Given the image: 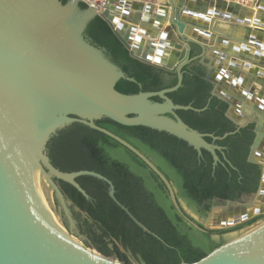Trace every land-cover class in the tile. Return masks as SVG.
I'll return each instance as SVG.
<instances>
[{
	"label": "water",
	"instance_id": "obj_1",
	"mask_svg": "<svg viewBox=\"0 0 264 264\" xmlns=\"http://www.w3.org/2000/svg\"><path fill=\"white\" fill-rule=\"evenodd\" d=\"M79 2L0 0V264H125L99 252L80 232L71 201L54 178L69 182L86 198L90 196L77 176L104 181L109 197L138 226L153 233L115 196L107 176L93 169L63 171L52 164L46 147L49 138L75 121L107 134L142 159L165 184L177 212L195 228L226 227L264 212V97L257 103L250 101L254 96L251 79L245 84L242 76L233 77L228 71L238 66L237 53L250 48L233 44L235 54L228 70L223 64L235 26L245 28L247 43L257 48L252 56L264 67V42L259 40L264 34V0H253L249 6L235 0H163L159 4L117 0L99 14L88 5L81 8ZM239 8L256 9L251 26H247L248 17L232 15ZM95 15L109 24L130 56L174 72L175 84L136 93L118 91V79L134 78L85 36L86 25ZM191 44L200 48L193 56ZM194 60L206 68L204 78L212 83L211 95L227 102L225 115L235 124L234 131L222 136L201 132L176 112L206 108L175 103L168 95L181 86L183 66ZM243 66L249 68L250 63ZM262 76L264 71L256 73V78ZM103 116L175 135L199 154L202 149L209 151L213 166L221 162L217 150L222 148L213 141L253 122L255 135L247 161L262 166L253 199L225 200L217 216L212 206L205 221L199 222L182 206L172 182L148 156L95 122ZM224 213L231 215L221 216ZM180 264H264V220L200 259Z\"/></svg>",
	"mask_w": 264,
	"mask_h": 264
},
{
	"label": "trees",
	"instance_id": "obj_2",
	"mask_svg": "<svg viewBox=\"0 0 264 264\" xmlns=\"http://www.w3.org/2000/svg\"><path fill=\"white\" fill-rule=\"evenodd\" d=\"M79 6L85 8L86 4L80 1ZM84 34L91 43L103 47L110 59L134 78L118 79L115 83L118 91L136 93L175 84L174 72L130 56L128 49L99 15L88 21ZM199 51V46L191 44L190 56ZM182 71L181 86L168 93L169 97L175 103L206 108L200 111L178 109V115L201 132L222 136L234 131L235 124L225 115L227 102L210 93L212 83L204 78L205 66L194 60L184 65ZM153 99L158 100L157 97ZM95 122L148 156L172 182L177 190L176 197L187 199L201 215H205L216 200H238L242 195L254 192L258 186L261 167L247 161L255 135L253 122L214 140L224 146V155L217 151L221 162L215 166L209 151L202 149L198 155L185 140L166 131L144 125H123L105 116ZM205 139L212 141L209 136ZM46 147L52 164L60 170L93 169L111 179L115 196L156 234L143 230L109 197L104 181L90 175L77 176L76 180L90 196L86 198L69 182L54 178L71 201L80 232L102 254L125 264H180L182 261L194 262L222 243L211 235L223 230H200L189 224L173 206L158 175L136 154L107 134L75 121L57 130ZM259 217L256 215L245 223Z\"/></svg>",
	"mask_w": 264,
	"mask_h": 264
},
{
	"label": "crops",
	"instance_id": "obj_3",
	"mask_svg": "<svg viewBox=\"0 0 264 264\" xmlns=\"http://www.w3.org/2000/svg\"><path fill=\"white\" fill-rule=\"evenodd\" d=\"M143 1H150L153 2L154 4H159L162 3L163 0H143ZM206 1V0H201ZM238 1L242 4H245L247 6H249L251 4V2L253 0H235ZM227 8H224L223 11H226ZM238 13H232L233 16L235 17H240V18H249L250 22L247 24V26H251V23L254 19L255 13H256V9L253 8V10H246L244 8H239ZM264 22V21H263ZM224 28L226 30L230 29V27H228V25H225ZM232 28V36L229 38L230 40V46L228 47V51H227V58L225 60H223V64L224 67L229 68V61L231 60L232 55L235 54V52L231 49L233 44H246L250 50L249 52L247 51H240L237 53V57H236V62L238 63V66H233L230 67L229 73L231 74V76H235V75H239L243 77V83H247L248 80L247 79H251L250 83L251 85L254 86V96L250 101H253L254 103H257V99L261 96L264 97V76L262 77H258L256 78V73H258L259 71H264V67L259 64L260 59L256 58L254 56H252V53L254 52L255 49H257L255 46L253 45H249L247 43V39L245 37V28L239 27V28ZM252 33V31L250 32ZM259 40L261 42H264V34H261V37L259 38ZM246 42V43H245ZM217 47H220V45L218 44ZM211 52V50H210ZM264 53V51H263ZM244 62H248L250 63V67L246 68L243 66ZM255 62V63H252ZM256 78V79H254ZM261 85V86H260ZM241 84L239 85V89L237 90L238 94L241 91ZM260 90H262V92L260 93ZM245 110L249 111V108H245Z\"/></svg>",
	"mask_w": 264,
	"mask_h": 264
},
{
	"label": "rangeland",
	"instance_id": "obj_4",
	"mask_svg": "<svg viewBox=\"0 0 264 264\" xmlns=\"http://www.w3.org/2000/svg\"><path fill=\"white\" fill-rule=\"evenodd\" d=\"M254 197V194H247L242 196L240 199H238L241 202H250ZM179 200L182 204V206L186 209V211L192 215L194 218H196V220H198L199 222H204L205 221V217L207 215V212L205 215H201L199 214L197 211H195V208L192 205H189L187 199L183 198V197H179ZM225 204L224 201H220V200H216L213 204H212V211L215 212L216 216H217V212L219 211V207L223 206ZM231 215L230 213H224L221 216H228ZM219 216V215H218ZM264 220V215L262 217L257 218L255 221L251 222V223H245V221L242 222H238V223H234L232 225L226 226V227H219L218 225H211L209 229H214V230H223L219 233H213L211 235V237L217 241H222V243L242 234L243 232L247 231L248 229H250L251 227L257 225L258 223H260L261 221Z\"/></svg>",
	"mask_w": 264,
	"mask_h": 264
},
{
	"label": "built area",
	"instance_id": "obj_5",
	"mask_svg": "<svg viewBox=\"0 0 264 264\" xmlns=\"http://www.w3.org/2000/svg\"><path fill=\"white\" fill-rule=\"evenodd\" d=\"M80 1L95 9L98 14L102 12L106 8V5L109 4L110 2L117 3V0H80Z\"/></svg>",
	"mask_w": 264,
	"mask_h": 264
},
{
	"label": "flooded vegetation",
	"instance_id": "obj_6",
	"mask_svg": "<svg viewBox=\"0 0 264 264\" xmlns=\"http://www.w3.org/2000/svg\"><path fill=\"white\" fill-rule=\"evenodd\" d=\"M213 143H215V142L213 141ZM215 144H217V143H215ZM217 145H219V146L222 147L221 149H219V150H217V151H219L220 153L223 154V148H224V146H223V145H220V144H217ZM196 152H197V150H196ZM197 154H198V155H201V154H199L198 152H197ZM223 155H224V154H223ZM259 165H260V164H259ZM260 167H261V171H262V166L260 165ZM260 177H261V175H260ZM259 183H260V179H259V182H258V186H259ZM258 186H257V188H256V190H255L254 192L257 191ZM174 188H175V187H174ZM176 191H177V190H176V188H175V194H176ZM254 192H251V193H254ZM251 193H250V194H251ZM242 196H244V195H242ZM242 196H241V197H242ZM241 197H240V198H241ZM178 198H179V197H178ZM256 215H259L260 217H262V216L264 215V212H261V213L256 214ZM256 215H255V216H256ZM253 217H254V216H253ZM249 219H250V218H249Z\"/></svg>",
	"mask_w": 264,
	"mask_h": 264
}]
</instances>
